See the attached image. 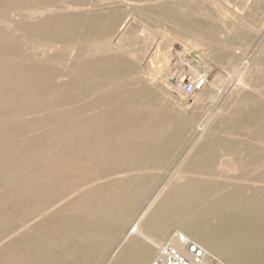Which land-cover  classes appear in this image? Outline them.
<instances>
[{
    "label": "rangeland",
    "instance_id": "rangeland-1",
    "mask_svg": "<svg viewBox=\"0 0 264 264\" xmlns=\"http://www.w3.org/2000/svg\"><path fill=\"white\" fill-rule=\"evenodd\" d=\"M5 1L6 2L0 0V2L3 3L0 4V29L6 36H12L14 39H18L20 44L19 50H13L10 47H2V51L0 49V52H7L6 54L12 53L13 51L15 52V54L13 52V54L10 55H19V53L22 52L19 57L23 58L26 55L24 54L26 53V48L22 46L25 44V33H23L24 35L21 33L22 36H20L18 32H13L15 31L14 29H18L19 27L21 29L27 28L28 33L31 31V33L34 34L35 32L33 30L36 31L38 28L37 26L41 22L44 23L45 19L51 15V17L53 16L56 18L57 23H53V25L52 23L49 25L44 23L43 25L45 26L40 27V30L47 31V33L49 32L54 35L59 33L56 38H58L60 42L65 41L68 43L70 37L73 36V47L76 42L78 43L76 39L85 34L87 41L84 44L87 47L84 45V53L87 54L88 52L87 55L94 68L96 67L99 71V67L104 68L106 66L104 72L111 71L109 78H102L101 80L104 81L99 80V84H97L98 89H102H100L101 91L99 90V94L97 93L98 96L94 95V97H90L92 99L88 98L86 102H82L79 106L88 108L96 98L110 96L116 100L112 111L113 113H118L120 103L117 99L120 98V100H122V95H126V90L128 88L135 89L134 85H136L137 90H135L137 92L145 94L148 92L151 95H149L151 104L159 106V112H164L161 114L170 116L168 120L173 122L174 126L171 127L173 132L179 130L176 124L183 126L187 121V124L183 127L186 129V126H189L187 127L189 132L183 136L179 141L180 143H177L179 146L177 148L174 147L173 154L167 161L163 160L162 163L161 161H154L149 166H144V161L136 157H125V159L123 158L122 160L114 159L108 160L107 163H99L100 160L98 159V155L87 159L91 167L83 166L82 164L74 165L73 161L77 159V154L75 153L77 148L74 146L73 137L64 136L59 144V150L55 151V153H57L55 154L56 161L59 165L61 164L62 167L56 177H50L48 179L51 180V182H47V179L45 181H39L36 177L26 176L25 174L28 171L26 169V161L23 159L18 160V158H11L10 162H18V170L12 173V176H9L10 179L12 177H22L24 180L19 181L14 179V183L8 187L0 181V186L2 185L0 187V191H2V193L0 192V262L2 260L0 264H54L57 261H60V264H73L72 259L61 255V250L68 246L72 247L73 244H78L79 242L74 239V236L84 233L89 228L84 222V217L80 215V209L87 200V197L83 198V195L87 194L90 189L84 190L79 196H72L73 198L71 197L65 200V196L67 197L69 194L68 187L70 185L76 183L82 185L86 182L84 180H93L98 177L106 176L107 178L103 182L104 185L97 186L95 190H93L94 193L104 194L109 187L107 185L111 184V180L114 178L122 177L128 180L132 177V179L134 178L133 180L139 181L142 179L151 182L146 192L141 193L137 190L135 193L127 195V198H138L137 200L139 201H137L131 213V218L129 217L128 222L126 221L123 225L124 227L122 226L119 231L120 239H122L119 241L120 243L117 244V240L115 241L114 238L109 240L108 244L97 243L103 246L104 255L102 254L100 261L102 260L103 264L108 262L116 255L118 252L117 249H120V245L125 241L134 223L148 211L156 198L161 194L167 181L175 172L183 169L186 163L183 162L186 160L188 152L192 147L190 143H194L196 138L197 141L203 132L199 130L200 125H202V129L204 130L214 118L216 119V136L213 144L218 146L220 151L214 160H211L210 164L206 166L205 173H203L204 175L201 174L200 176L198 174L202 177L200 179L202 181L201 183L205 186H209V184L210 186L218 185L224 188L226 193H230L237 190L246 191L247 188L254 187L258 185L260 181H263L264 0ZM5 4H8V6ZM34 8L40 10L36 18L30 17L32 9ZM60 12L62 14H60ZM48 14L50 15L48 16ZM81 20L84 21L82 22ZM88 21H91L90 24H88ZM32 22L34 25L37 22L38 25H35L36 28ZM23 25L26 27L24 28ZM80 25L85 26L83 31L81 30L82 28L80 29ZM14 26L16 28H14ZM58 26H60V28ZM123 27L124 29L122 30ZM52 30L55 32H52ZM17 35L21 38L17 37ZM58 39H56V41ZM111 41L115 42V45ZM117 43L122 46L121 49L116 47ZM186 44L188 46H186ZM48 46L49 45L45 48H49ZM170 46H172L171 49L169 48ZM59 47L60 48L53 54L57 52V55L62 58L60 64L65 65L62 66L64 69L71 64V61L68 60L70 58L64 49L66 46ZM180 48L186 49L188 53L197 52L196 54L204 55V59H206L205 62L211 66L213 73L205 78V76L202 75L204 74L202 67H198V71L201 70L197 76L196 70L191 71L184 65L180 66L182 65L181 63L179 64L180 59L177 55L172 54V49L179 50ZM2 55L4 54L2 53ZM221 59H223V61ZM124 60L130 64L128 65ZM258 63L262 66L259 73L254 78L248 79L253 86V90L244 93L241 97V101L244 99V101L247 99L248 101L243 102V105L241 104L240 107H232L233 100L231 97L234 94L235 90L233 91V89L235 85L232 80L230 81L231 76H233V81H235L243 74H247V72ZM0 67V83H3L0 85V100H2L0 101V105H3V108L0 106V113H8L9 111L11 113H16L25 110L27 105L25 100L22 99L24 94L22 91H24V89H22V85H19L21 83H18L17 86L15 84V79L20 78L19 74L4 69L6 68L5 64L4 67L1 65ZM128 68L131 72L128 71L129 73L127 75ZM119 72L121 73L120 78ZM195 76L199 78L196 77L198 82L201 80L204 81L203 86L193 95H185L181 91L182 84L187 81L195 82ZM124 78H126V80ZM51 82L52 83L47 81L45 84L46 87L44 84L42 87L45 90L50 88L59 89L61 88L60 85L68 89L71 87L69 83L63 84L59 81ZM123 84L126 87H124ZM121 85H123L124 88ZM104 88L105 90H103ZM6 99H8V101H5ZM14 100L18 101L17 105ZM200 107L202 109H200ZM134 110L130 112L132 114L136 113L133 116L137 115L141 117V112L142 115L145 114L142 110L136 108ZM251 116L254 119L251 118ZM237 118H240V122L243 124L235 123L234 120ZM156 119L157 121L162 120L158 117ZM164 119L165 118H163V120ZM224 119L227 122H224ZM246 121L249 122L247 123ZM245 122L248 125H244ZM226 125L229 128H226ZM8 126L4 131H6L5 134L10 138L18 135L19 133L16 130L22 129L24 124L12 120L9 122ZM115 127L113 125V128ZM65 132H67V130H65ZM2 144V141H0V146H2ZM177 145L175 144V146ZM107 148L108 150L114 149L117 153L120 146L108 145ZM239 149L245 151V158L252 164L249 167L251 170L248 168L247 171L240 173L238 172L240 167L237 165L219 166L220 162L223 161L222 159L224 157L222 155L224 153L226 155H231ZM5 151L8 153L10 150L7 148ZM5 151L0 153V164H2ZM41 159L43 158L41 157ZM70 159L73 160L71 161ZM89 169L92 171L90 170L88 172ZM188 169L190 170L191 167L189 166ZM104 172L106 173L104 174ZM193 175L197 177V174ZM227 178H229V180ZM237 180H240V182L238 183ZM71 181L74 182L70 184ZM106 181L108 182L105 183ZM36 182L37 185L35 184ZM52 182H58V186L52 185L51 187ZM58 201H60L59 203L61 206L57 205V209L51 210L45 217L30 223L28 230H23L25 224L31 219V215L34 211L38 208L48 207ZM70 201H72V203ZM21 212L22 214L19 216L18 213ZM3 213L7 214L3 215ZM10 213L13 215H10ZM7 216L11 218H7ZM14 218H17V220H14ZM18 230H23V232L12 238L14 235L13 232ZM261 231L264 232V224L261 227ZM97 244L95 247L101 246H97ZM80 245L81 243L79 246ZM113 245L116 246L114 247ZM39 249H41V251H39ZM3 255L6 259H3ZM99 262H97V264H99ZM82 264H87V262H82Z\"/></svg>",
    "mask_w": 264,
    "mask_h": 264
},
{
    "label": "bare ground",
    "instance_id": "bare-ground-1",
    "mask_svg": "<svg viewBox=\"0 0 264 264\" xmlns=\"http://www.w3.org/2000/svg\"><path fill=\"white\" fill-rule=\"evenodd\" d=\"M4 2L6 1L4 0ZM30 2H32V0ZM0 4L3 3L0 2ZM8 4L5 5L8 6ZM39 11L40 10L37 8L32 9L31 15L29 14L30 17L36 18ZM60 14L62 13L60 12ZM49 15L50 14H48V16ZM81 21L83 22L84 20ZM90 22L88 24H90ZM44 23L48 25L52 23L53 25V23L57 22L56 18L50 15V17L45 19ZM44 23L41 22L39 25L37 22L35 23V25H38V28L36 31L33 30L35 32L34 34H32L31 31L28 33V29L25 28L26 26L24 25L25 29H21L20 27L14 29L15 31L13 32H18L20 36L25 33V44L22 46L26 48V53H24L26 55L23 58L19 57L22 53L20 51L19 55H10L13 54L14 51L9 54H6L7 52H0V65L4 67L5 64L6 68L4 69L19 74L20 78L15 79V84L17 86L18 83H21L19 85H22V89H24V91H22L24 93L22 99L25 100L27 105V108L20 112L11 113L9 111L10 113H0V141L3 143L2 146H0V153L2 151L4 152L7 148L10 150L8 153L5 151L2 164H0V181L8 187L14 183V179L19 181L24 180L22 177H12V180L9 177L18 170V162H10V160L11 158H18V160L23 159L26 161V169L29 171L25 174L26 176L36 177L39 181H45L47 179V182H51V180L48 179L50 177H56L62 167L61 164L59 165L56 161L55 154L57 153H55V151L59 150V144L64 136L73 137L74 146L77 148L75 151L77 159H74V165L82 164L83 166L91 167L87 159L93 158L96 155H98V159L100 160L99 163H107L108 160L114 159L122 160L123 158L125 159V157H136L144 161V166H149L154 161H161V163L163 160L167 161V159L172 156L174 147L177 148L179 146L177 143H180L179 141L183 136L189 132V130H187L189 126H186V129L184 128V125L187 124L188 121L184 123V127L180 126V124H176L179 130L173 132V129H171V127L174 126L173 122L168 120L170 116L161 114L163 111L161 113L159 112L160 107L151 104V99L149 98L150 94L148 92L146 94L137 92L136 85H134L136 90L128 88L125 92L126 95H122L123 99H117L120 103L118 113H113L112 111L116 100L110 96L96 98L88 108L79 106L82 102H86L88 98L94 97V95L98 96L101 91L100 89H102H98L97 84H99V80L102 78H109L111 71L104 72L106 66L104 68L99 67V71L96 67L94 68L87 55L88 52L87 54L84 53L86 46L84 43L87 41L85 34L76 39L78 43L76 42L73 47V36L70 37L68 43L65 41L60 42L59 39L56 38L59 33L54 35L49 32L47 33V31L40 30V27L45 26L43 25ZM15 26L14 28H16ZM80 26V29L82 28L81 30L83 31L85 26ZM58 27L60 28V26ZM123 29L124 27L122 30ZM52 32L55 31L52 30ZM18 35L17 37L21 38ZM56 39L58 40L56 41ZM18 41V39H14L12 36H6L0 29L1 51L2 47H10L13 50H19L20 43ZM111 42L113 44L115 43L113 41ZM47 45H49V48H45ZM59 46L67 47L64 49L70 58L68 60L71 61V64L64 69L62 66L65 65L60 64L62 58L57 55V52L53 54L60 48ZM186 46L188 45L186 44ZM116 47L119 49L122 48L119 43L116 44ZM171 47L172 46L169 48L171 49ZM2 53L4 55H2ZM196 53H188L186 49L182 48L179 50L172 49V54L177 55L180 59L179 64H182L180 66L184 65L191 71L196 70L197 76L201 70L198 71V67H202L204 72L202 75L206 78L213 73V70L211 66L205 62V56ZM191 54L195 55L196 58L191 57ZM221 60L223 61V59ZM127 64L129 65L130 63L127 62ZM261 67V64H256L247 74H243L239 78L237 77L238 79L235 81H233V76H231L230 81L232 80L235 85L233 89V91H235L231 97L233 100L232 107H240L241 104L243 105V102L248 101V99L246 101H244L245 99L241 101V97L244 93L253 90V86L248 79L254 78L259 73ZM128 71L131 72V70L128 68L127 75L129 73ZM120 72L119 78L121 75ZM197 76H195V78ZM197 78L195 79L196 84L199 79ZM124 79L126 80V78ZM47 81H50V83H52L51 81H59L63 84L69 83L71 87L68 89L60 85L61 88L59 89L50 88L45 90L42 86L43 84L45 86ZM1 84L3 83H0V85ZM53 84L55 85L54 82ZM123 85L121 86L123 87ZM124 87L126 86L124 85ZM103 90H105V88ZM5 101H8V99ZM17 102L18 101H16V105ZM0 106L3 108V105ZM135 108L144 111L145 114L142 115L141 112V117L137 115L133 116L136 113L132 114L130 112ZM200 109L202 108L200 107ZM157 117L162 120L157 121ZM163 118L165 119L163 120ZM251 118L253 117L251 116ZM12 120L17 123H23L24 127L20 130H16L19 133L18 135L9 138L4 130ZM240 121V118L234 120L237 124H243ZM224 122L227 121L225 120ZM246 122L244 125H248L247 123L249 121ZM113 125L117 127L113 128ZM226 128L229 127L226 125ZM65 130H67V132H65ZM199 130L203 132L197 141L196 138L195 142H192L193 144L190 143L192 147L188 152L186 160L183 162H186L183 169L175 172L167 181L161 194L156 198L148 211L142 217L138 218L129 234H126L127 237L120 245V249H117L118 252L116 255L105 264H153L159 257L160 249L165 244H171L180 250L183 249L177 238L180 234L187 236L205 250L204 264H264V232L261 231V227L264 224V178H262L263 181H260V183L254 182L258 183V185L247 188L246 191L248 192L237 190L226 193L224 188L218 185L210 186L209 184V186H205L201 183L202 181L200 179L202 177L200 176L205 173L206 166L210 164L211 160H214L220 151V148L213 144L216 136V119H212L209 126L204 130L202 129V125H200ZM175 144L177 146H175ZM108 145H118L120 149L116 153L114 149L108 150ZM244 153L245 151L240 149L236 150L235 153L231 155H226L224 153L222 155L224 157L222 159L223 161L220 162L219 166L237 165L240 167L238 172L243 173L247 171L252 164L245 158ZM41 157L43 159H41ZM189 166L191 167L190 170L188 169ZM90 170L91 169H89L88 172ZM105 173L106 172H104V174ZM193 174H197V177ZM106 178V176H103L93 180L87 179L84 180L86 182L82 185L78 183L73 185L72 183L74 181H71L70 184L72 185L68 187L69 194L67 197L65 196V200L72 196H79L84 190L90 189L87 194L83 195V198L87 197V200L80 209V215L84 217V222L89 228L84 233L74 236V239L78 240V244H73L72 247L68 246L61 250V255L72 259L73 264H82V262L97 264L103 254V246L97 243L108 244L109 240L113 238L115 241L117 240V244L120 243L119 241L122 239H120L119 231L126 221L128 222L129 217L131 218V213L137 201H139L137 200L138 198H127V195L135 193L137 190L144 193L151 184V182L147 180H133L134 178L132 179V177L128 180L122 177L114 178L111 180L112 183L107 185L109 187L104 194L94 193L93 190H95L97 186L104 185L103 182ZM227 179L229 180V178ZM107 182L108 181L105 183ZM239 182L240 180L238 183ZM35 184L37 185V182ZM52 185L58 186V182H52L51 187ZM0 192L2 193V191ZM59 202L60 201L48 207L38 208L34 211L31 215V219L25 224L23 230H28L30 223L45 217L51 210L57 209V205H60ZM70 202L72 203V201ZM6 214L3 213V215ZM18 214L20 216L22 212ZM10 215L13 214L10 213ZM8 217L10 216H7V218ZM15 219L17 220V218H14V220ZM23 230L14 231L12 238L20 235ZM80 243L81 248L79 246ZM96 244L97 246H101L95 247ZM39 251H41V249H39ZM3 259H6L4 255ZM54 264H60V261ZM99 264H103V261L101 260Z\"/></svg>",
    "mask_w": 264,
    "mask_h": 264
},
{
    "label": "built area",
    "instance_id": "built-area-1",
    "mask_svg": "<svg viewBox=\"0 0 264 264\" xmlns=\"http://www.w3.org/2000/svg\"><path fill=\"white\" fill-rule=\"evenodd\" d=\"M204 84L199 81L197 84L193 81H187L182 84L181 91L185 95H193ZM178 240L182 250L175 248L171 244H165L160 249V254L153 264H204L205 250L189 239L185 235H178Z\"/></svg>",
    "mask_w": 264,
    "mask_h": 264
},
{
    "label": "water",
    "instance_id": "water-1",
    "mask_svg": "<svg viewBox=\"0 0 264 264\" xmlns=\"http://www.w3.org/2000/svg\"><path fill=\"white\" fill-rule=\"evenodd\" d=\"M190 56L193 57V58H196L195 55H193V54H191Z\"/></svg>",
    "mask_w": 264,
    "mask_h": 264
}]
</instances>
